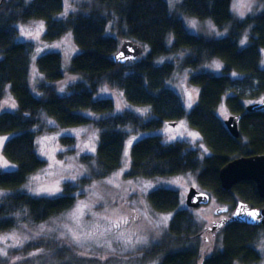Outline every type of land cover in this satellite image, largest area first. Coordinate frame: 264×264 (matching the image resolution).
<instances>
[{
	"label": "trees",
	"instance_id": "obj_1",
	"mask_svg": "<svg viewBox=\"0 0 264 264\" xmlns=\"http://www.w3.org/2000/svg\"><path fill=\"white\" fill-rule=\"evenodd\" d=\"M264 3V0H260ZM62 0H0V101L9 90L16 104L13 112L0 113V157L15 168L0 167V190L8 194L0 199V234L18 227L41 225L69 211L76 196L89 183L81 179L76 185L65 183L62 194L33 197L20 191L28 179L46 163L35 153L43 115L58 126H89L98 130V143L93 155L80 158L84 165H95V179H103L121 167L126 138L131 134L154 132L163 123H175L186 116L180 98L168 87L175 67L171 62L158 64L162 57L186 54L181 68L196 70L205 62L217 59L222 74L198 72L188 77L197 88L196 102L187 114V123L196 131L210 155L199 158L189 144L164 145L158 136H145L129 149L128 179H151L197 173L199 187L208 191L216 202L232 212L242 201L259 209V198L253 182H241L228 192L221 189L219 171L231 160L264 154V111L246 112L245 101L264 97V70L260 68L264 49V11L234 19L230 0H183L181 13L198 20H211L222 28L230 25L228 35L210 39L190 34L182 22L170 15L165 0H94L79 4L64 19ZM43 21L41 40L52 43L71 33L78 53L72 57L68 72L81 81L68 85L66 95H59L51 83L63 77L62 56L46 52L35 60V69L43 77L37 86L39 97L29 87L30 64L34 46L17 41L16 25ZM247 33L248 45L240 47ZM171 36V44L166 45ZM119 40H130L146 54L135 61L117 65L112 57ZM237 77H231V74ZM117 90L126 103L149 108L151 117L144 119L124 111L112 115L110 99H95L100 86ZM225 102L231 115H239L238 138L227 131L218 117ZM88 111L102 117H85ZM45 127V126H44ZM62 147L75 148L71 137L60 138ZM151 209L174 212L166 236L152 246L149 259L159 264H258L260 255L254 249L263 234L259 226L228 223L219 232L220 248L200 260L196 244L197 223L188 209L180 207L175 190L160 188L147 195Z\"/></svg>",
	"mask_w": 264,
	"mask_h": 264
},
{
	"label": "rangeland",
	"instance_id": "obj_2",
	"mask_svg": "<svg viewBox=\"0 0 264 264\" xmlns=\"http://www.w3.org/2000/svg\"><path fill=\"white\" fill-rule=\"evenodd\" d=\"M92 1L94 0H62L63 9L57 18L64 19L79 4ZM182 1L165 0L170 15L178 18L190 34L210 39H221L228 35L229 24L218 28L211 20L184 16L180 10ZM230 10L233 18L240 20L247 15L263 12L264 3L260 0H230ZM16 29L18 42H27L34 46L29 78V87L34 95L39 97L36 88L41 80L43 81V77L35 69V60L46 52H58L62 56L63 77L51 83L59 95H66L68 85L81 81L80 76L67 71L72 57L79 52L70 32L55 42L45 43L41 40L45 30L43 21L18 24ZM171 39L169 36L167 46L171 44ZM238 44L240 47L248 45L247 33L241 36ZM260 53V68L264 70V49H261ZM145 54L146 49L142 56ZM185 55L184 53L162 57L157 63L171 62L174 65V74L167 85L180 98L187 116L196 102L198 93L197 88L188 83L189 75L204 71L219 76L222 74V63L213 59L196 70L181 68ZM231 77H237V74L232 73ZM94 98L110 99L114 105L112 115L128 111L144 119L151 117L148 107L126 103L119 91L109 89L106 85L100 86ZM263 102L264 97L258 101H245L244 106ZM15 110L16 104L6 89V95L0 101V113ZM81 114L85 117H102L101 114L95 115L88 111ZM217 114L222 121L231 116L224 101ZM186 116L173 127L164 122L162 127L154 132L131 134L127 130L129 135L126 138L121 167L106 178L95 179L94 163L84 165L80 158L93 155L98 143V130L89 126L63 128L43 115L41 129L49 127L51 130H44L37 135L35 153L46 165L30 177L20 191L33 197L53 198L62 194L61 189L65 183L76 185L79 180L85 178L89 179V183L81 189L74 206L66 213L38 226L18 227L15 231L0 234V249L6 253L0 255V264H159V259H149L147 254L152 246L160 243L166 236L169 220L174 214L157 212L150 208L147 195L160 188L175 190L181 208H186L185 197L190 188L210 196L208 205L188 211L194 217L200 233L196 238L200 260L219 249L220 231L211 229L212 223L230 217L231 212L222 216L214 214L215 210L226 207L218 204L208 191L199 187L197 173L151 179L126 177L129 149L133 143L145 136H158L164 145L187 143L192 150L198 152L201 160L210 155L202 145L199 134L189 127ZM63 137L74 138L75 148L62 147L60 138ZM0 167L4 171L15 168L3 157H0ZM7 194V191L0 190V199ZM121 218H127L128 222L119 223ZM115 224L118 226L114 227ZM109 228L111 231H105ZM89 232H95V236L87 238ZM73 234L81 236L80 243L72 240ZM254 249L261 258L258 264H264V233L258 237Z\"/></svg>",
	"mask_w": 264,
	"mask_h": 264
},
{
	"label": "water",
	"instance_id": "obj_3",
	"mask_svg": "<svg viewBox=\"0 0 264 264\" xmlns=\"http://www.w3.org/2000/svg\"><path fill=\"white\" fill-rule=\"evenodd\" d=\"M143 54V49L140 45L130 41L122 40L119 44L118 51L113 55L112 60L117 65H124L126 63L137 60ZM245 111L261 112L264 111V102L245 107ZM240 121L239 115H231L224 121V125L230 135L238 138V123ZM172 127L175 123H169ZM219 181L221 189L228 192L233 186L241 182H253L256 187L259 198L263 201V206L259 209L252 208L245 202L239 201L230 218L221 219L219 222L212 224L211 229L219 231L227 223H236L245 226H259L264 233V154L254 155L249 157H238L226 165L219 171ZM210 196L206 193H201L194 188H190L185 197V206L187 209H197L208 205ZM225 209H217L214 214L219 216L225 213ZM249 212L256 214L253 219L248 215ZM201 264V263H200Z\"/></svg>",
	"mask_w": 264,
	"mask_h": 264
},
{
	"label": "snow or ice",
	"instance_id": "obj_4",
	"mask_svg": "<svg viewBox=\"0 0 264 264\" xmlns=\"http://www.w3.org/2000/svg\"><path fill=\"white\" fill-rule=\"evenodd\" d=\"M58 190V189H57ZM47 191V190H46ZM79 210V209H78ZM248 215L249 216H251L253 219H255L256 218V214L255 213H253V212H249L248 213ZM77 219H78V217H77ZM166 219V218H165ZM128 221H127V218H121L120 220H119V223H127ZM114 227L115 226H118V224H115V225H113ZM105 231H111V229L109 228V229H106ZM101 235H103V233H101ZM95 236V232H89L88 234H87V238H92V237H94ZM119 238V237H118ZM72 240L74 241V242H76V243H80V240H81V236L79 235V234H73L72 235ZM0 255H6V253L3 251V249H0Z\"/></svg>",
	"mask_w": 264,
	"mask_h": 264
},
{
	"label": "flooded vegetation",
	"instance_id": "obj_5",
	"mask_svg": "<svg viewBox=\"0 0 264 264\" xmlns=\"http://www.w3.org/2000/svg\"><path fill=\"white\" fill-rule=\"evenodd\" d=\"M222 209H225L226 210V212L225 213H223V214H221V215H219V216H222V215H226V214H228V210L226 209V208H222ZM232 213H233V211L231 212V215H232ZM231 215H230V217H231ZM230 217H228V218H230ZM225 218V217H224ZM224 218H221V219H224ZM228 218H226V219H228ZM215 223V222H214ZM213 224V223H212ZM228 224V223H227ZM226 224V225H227ZM225 225V226H226ZM225 226H223L219 231H221Z\"/></svg>",
	"mask_w": 264,
	"mask_h": 264
}]
</instances>
